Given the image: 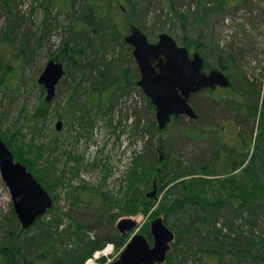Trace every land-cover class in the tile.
Wrapping results in <instances>:
<instances>
[{"label": "rangeland", "instance_id": "374dc122", "mask_svg": "<svg viewBox=\"0 0 264 264\" xmlns=\"http://www.w3.org/2000/svg\"><path fill=\"white\" fill-rule=\"evenodd\" d=\"M88 1L91 0H75L74 7L69 9L61 7L57 0H0V60L17 66L14 77L8 78V69L0 64V136L14 158L28 165L53 198L52 206L30 228L24 229L0 173V264H21L19 259L25 251L27 264H53L57 258L62 264H80L81 244L76 236H70L68 228L74 229L71 216L80 217L86 211L93 215L94 207L120 214L114 225L122 217L137 221L135 229L121 235L125 240L121 245L107 242L83 262L111 264L132 234H145L153 218H163L159 207L172 200V191L164 199L169 188L165 182L172 174H165L158 157L163 159L167 153L172 158L181 155L183 159L189 154L206 158L215 152L213 146L221 145L211 135L207 141L219 145L209 148L201 145L196 135L190 138L185 131L192 127L187 116L179 121L171 118L165 128L159 129L154 106L149 107V98L136 83L112 94L113 101L103 102L100 90L92 84L95 79H89L86 69V78L77 77V65L67 62L68 54L61 49L65 39L68 42L70 38L74 41L89 37L83 44V56L77 58L80 67L97 63L92 66L95 74L99 69L121 74L126 68L128 76H132L138 67L132 46L124 40L130 24L138 26L151 42L157 41L160 32L168 33L190 53L198 52L204 58L205 71L218 68V57L228 52L233 56L232 61H223L230 67L223 71L236 89L227 90L226 103L212 105L214 108H208L207 114L215 113L217 134L229 143L224 144L225 155L232 154L237 162L243 161L241 169L226 177L232 179L231 185L237 187L239 195L252 204H245L242 214L224 210L216 218L219 223L256 220L252 235L264 251V0H148L146 4L140 0H107L113 4L104 19L109 22L105 25H110L97 39L94 33L83 34L88 28L83 29L84 19L80 16L89 7ZM205 10L208 12L204 13ZM199 13L203 21L201 27H196ZM116 35L121 36L124 44H119ZM108 39L115 45L108 46ZM55 56L58 61L62 59L64 74L53 99L47 101L45 88L37 79L47 60ZM2 78L8 86L1 82ZM247 85L251 92L243 93ZM214 93L218 95L221 90L217 88ZM195 98L209 99L201 92ZM255 99L258 110L253 116ZM58 120L62 121L60 130L55 128ZM150 144L154 145V153L147 147ZM213 160L218 166L224 157ZM233 173L240 177L229 176ZM221 177H206L212 180L205 188L211 200L221 195L219 180L225 178ZM153 190L154 194L149 196ZM131 198L137 203L130 205L131 212H125ZM184 218L171 214L166 225L171 230L181 224L190 225V220ZM186 230L185 235L189 236L191 228L185 227ZM49 248L56 253L52 254ZM177 257L176 262L162 264H181L177 261L185 259L183 255ZM189 262L191 258L182 264Z\"/></svg>", "mask_w": 264, "mask_h": 264}, {"label": "trees", "instance_id": "16d2710c", "mask_svg": "<svg viewBox=\"0 0 264 264\" xmlns=\"http://www.w3.org/2000/svg\"><path fill=\"white\" fill-rule=\"evenodd\" d=\"M57 1L61 7L68 6L69 9L73 8V3H75V0ZM140 1L143 4L148 3V0ZM88 6L89 7H86V9L84 10L85 12L82 14V16H80L81 19H84L85 27L83 29H85L86 27L88 28L86 29L87 32L83 31V34H88L89 32L94 33L97 39V37H102L101 31H107V29L109 28L110 24L108 26L105 25V23H109L108 19L107 21H105L104 19L105 17L109 16L108 11L113 7V4L109 3L107 0H97L96 2L95 0H91L88 1ZM68 8L66 10H68ZM207 12L208 11L206 10L204 11V13ZM198 15V19L196 18V22L193 23L194 26L201 27L203 16L201 13H199ZM155 16L156 18H158L157 14ZM87 38L89 37L84 38V40L79 38L74 41H72L73 38H70L68 42L65 39L64 41H62L61 49L68 54V59H66V61L68 60L67 62H69L70 60V62L77 65L75 66L77 70V77H80L81 79L84 77L86 78L84 74V71L86 69L88 71L87 74L89 75V79H95V83H92L93 86H96L101 92L99 98L103 102L113 101L110 97L112 96V94H115L117 91L120 92V90L122 91L125 87L129 88V86L133 87L135 85L136 79L139 76L138 69L135 68L134 74H132V76H128L126 68L121 74L113 73L109 69L105 71V73L104 71H100L99 69L98 73L95 74L92 71L96 69L92 66H96L97 63L91 64L90 66H86L87 68L80 67L77 63V58L83 56V51L86 50V47L83 44L85 41L89 40ZM118 39L120 41L119 44H124L121 39V36ZM112 41L108 39V41L105 42L108 46L115 45V43H113L114 41ZM14 57L19 58L18 55ZM218 58V68L224 71L229 70L230 67L228 66V63L225 62L232 61L233 56H231L228 52L227 55ZM54 59L57 60V56H55ZM61 60L62 59L60 58L59 61ZM3 63V68L8 69L7 77H14V75L16 74L15 72L17 70L16 64L11 66L9 63L5 64L4 61L0 60V64ZM3 75H5V72H3ZM1 80L2 83L7 84L8 86V81L4 80L3 78ZM217 88L218 90H221V93L215 95L214 92ZM217 88H206L199 92H196L206 94V96L209 97L208 100H200L198 98L196 99V93H193L190 96L189 102L196 111L197 117L195 119H191L192 127H186L185 131H188L190 133V138L192 136L195 137V135L199 137L198 141L201 145L205 143V147L207 146L210 148V145L212 144L219 145L218 143L214 144L213 142L207 141V137H209V135H211L213 138H216V140H218L221 145L213 146L215 147V152H212L211 156H206V158H202L201 155L193 156L194 154H189L188 157H183V159H181V155L172 158L166 153L162 159L165 174H172V177L165 182L166 184L168 182L169 188L168 192L165 193L164 199L167 197V195L171 194V191L173 194L171 202L169 201L171 198L169 200H166V202H169V207H166L168 203L165 204V201L159 207L163 214V220L168 225L169 217L171 214H179L187 218V220H190L188 221L190 225L182 226L181 224L179 228L174 227V229H172L176 231L174 238L175 240H173V242L171 243V248L167 253L165 261L176 262V259L178 258L177 255L179 254L185 256L186 261L191 258V262H189L188 264H198L200 262L202 264H262L264 263V251H262V249L258 247L259 243L255 242L256 240L253 238L252 235L253 229L251 228L253 225H256V220H243V223L241 224L237 223L236 220L230 223H219L216 218V216L220 215L221 212L224 210L230 212V214H232L233 212L242 214V211L245 208L244 205L250 203L251 201L250 199L245 200L246 198H244L243 195H239L237 187L231 185L232 179L229 180L226 177L227 174L232 173L237 169H241L240 163L242 164L243 161L237 162V160H234V158L230 156L232 154L225 155L227 151L225 149L224 144L229 145V143L224 140V138L222 140V136H219L217 134L218 127L215 121L216 118L214 117L215 113L207 114L208 108L212 109L214 105L226 103V91L236 89V85L230 80L229 86ZM249 88L250 87L247 85V87L243 89V93L245 90L251 92ZM251 89H254L253 84L251 86ZM69 99L70 98H68L67 103ZM211 100H216L219 102H214ZM209 103L212 104L209 105ZM257 103V99L252 102L251 114L253 116L256 115V111L258 110ZM108 104L109 103H106V105ZM148 105L149 107H152V103L149 99ZM87 108L88 107L86 106V110ZM184 116L185 115H180L176 118H172L173 120H171L179 121ZM150 145H147V147L151 149V153H154V145ZM199 148L202 149L200 145ZM221 156L224 157V160L222 163L216 166L213 159L219 158ZM15 159L20 161L18 158ZM20 162L23 163L29 170L28 165L23 160ZM235 173L229 176H232V178H235L233 176L240 177L234 175ZM143 175L146 176L147 174L144 173ZM204 176H217L219 178H222L221 176H224V179H227L226 182L221 181L224 179L219 180L220 187H222L220 189V197L216 198L215 200H211L209 196H206L205 188L212 184V180ZM128 191L130 193V188L128 189ZM241 193L242 192L240 191V194ZM249 193H251V191ZM140 194L142 195L141 192ZM136 203V199L131 198L127 206V208L129 207V209L124 211L131 212L132 210L130 209V205L132 204L133 206H135ZM92 209L94 213L93 215L92 213L87 214L86 211L80 214L83 216H71V218L73 219L72 221H74V229L71 230V228H68L70 236H76V238L78 239V243L81 244V247L79 248L80 250H78L81 253L80 264H83L84 260L87 257H89L95 250L102 248L107 242H113L117 246H119L125 241L114 225V220H116V216L120 214H116L115 212L110 213L98 207H94ZM251 209L255 210V207ZM82 217L84 220H81ZM214 217L215 219L207 220V218ZM199 221H201V223H199ZM240 226H244L245 229H240L242 228ZM185 227H187L188 229L191 228V233L189 236L185 235V232H188V230L185 231ZM6 233L9 232L7 231ZM145 235L151 241V235L148 229L145 230ZM191 238H198V243L192 241ZM49 250L52 254L56 253L52 250V248H49ZM24 253H27V251L21 253V264H27V262L25 261ZM185 259H181L177 262L183 263L185 262ZM53 264H62V262L60 261V258H57L53 261Z\"/></svg>", "mask_w": 264, "mask_h": 264}, {"label": "water", "instance_id": "95a60500", "mask_svg": "<svg viewBox=\"0 0 264 264\" xmlns=\"http://www.w3.org/2000/svg\"><path fill=\"white\" fill-rule=\"evenodd\" d=\"M129 33L124 36L132 46V55L139 69L136 85L150 99L155 109L156 124L163 129L172 117L185 115L191 119L197 113L189 102L192 93L217 86L227 87L229 78L223 70L213 68L205 71L204 58L179 45L166 32H160L156 42L148 40L146 34L135 24L129 25ZM64 74L61 61L47 60L37 81L45 88V99H53L56 86ZM62 121L55 128L60 130ZM162 160V156H160ZM0 173L7 185L14 211L22 228H29L53 203V198L36 177L20 161L14 159L10 148L0 136ZM155 187V186H154ZM154 190L148 194L152 196ZM132 217H122L116 229L122 236L136 228ZM150 242L145 234L134 233L127 241L119 257L111 264H160L166 259L175 234L161 216L149 223Z\"/></svg>", "mask_w": 264, "mask_h": 264}, {"label": "bare ground", "instance_id": "6f19581e", "mask_svg": "<svg viewBox=\"0 0 264 264\" xmlns=\"http://www.w3.org/2000/svg\"><path fill=\"white\" fill-rule=\"evenodd\" d=\"M202 7V6H201ZM13 31V30H12ZM196 41V40H195ZM225 46V45H224ZM83 48V47H82ZM83 50V49H82ZM84 52V51H83ZM223 53V52H222ZM71 59V58H70ZM56 60V59H55ZM98 63H100V62H98ZM212 69V68H211ZM67 70V69H66ZM139 70V69H138ZM240 72V71H239ZM263 73V72H262ZM76 74V73H75ZM73 83V82H72ZM243 85V84H242ZM77 86V85H76ZM72 88H73V86H72ZM256 93V92H255ZM121 95V94H120ZM89 100V99H88ZM87 102V101H86ZM92 104V103H91ZM88 105H89V103H88ZM92 106V105H91ZM214 108V107H213ZM100 109H101V107H100ZM70 118V117H69ZM73 118V117H72ZM199 118V117H198ZM205 124V123H204ZM205 144V143H204ZM254 148V147H253ZM217 149V148H216ZM221 149V148H220ZM217 152V151H216ZM151 154V153H150ZM255 154V153H254ZM247 155V154H246ZM256 157V156H255ZM154 159V158H153ZM216 160V159H215ZM240 162V161H239ZM156 163H158V162H156ZM252 163V162H251ZM167 169V168H166ZM54 249V248H53ZM108 250H109V248H107ZM105 251H107V250H105ZM100 253V252H99ZM102 253V252H101ZM98 255V254H97ZM20 260V259H19Z\"/></svg>", "mask_w": 264, "mask_h": 264}]
</instances>
